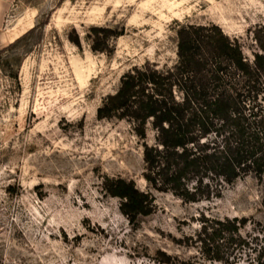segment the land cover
I'll list each match as a JSON object with an SVG mask.
<instances>
[{"label": "rangeland", "instance_id": "rangeland-1", "mask_svg": "<svg viewBox=\"0 0 264 264\" xmlns=\"http://www.w3.org/2000/svg\"><path fill=\"white\" fill-rule=\"evenodd\" d=\"M177 23L218 25L248 56L264 0H0V264H218L194 244L202 215L264 227V178L200 203L152 191L135 226L102 190L121 178L148 191L130 126L95 113L130 68L175 63ZM91 27L117 35L106 52Z\"/></svg>", "mask_w": 264, "mask_h": 264}, {"label": "trees", "instance_id": "trees-1", "mask_svg": "<svg viewBox=\"0 0 264 264\" xmlns=\"http://www.w3.org/2000/svg\"><path fill=\"white\" fill-rule=\"evenodd\" d=\"M112 34L91 27V50L106 52ZM175 35L171 67L146 61L130 68L95 113L97 120L126 122L140 142L148 191L121 178L102 182L132 226L155 212L152 191L200 203L249 176L264 178V27L249 31L248 56L239 38L213 23H177ZM70 42L80 47L77 35ZM247 224L202 215L194 244L209 263L264 264V227L249 233Z\"/></svg>", "mask_w": 264, "mask_h": 264}]
</instances>
